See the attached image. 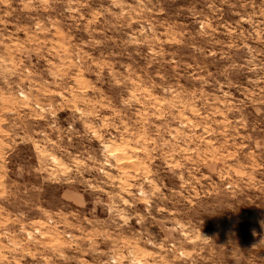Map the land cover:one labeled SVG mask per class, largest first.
Instances as JSON below:
<instances>
[{
  "label": "rangeland",
  "instance_id": "374dc122",
  "mask_svg": "<svg viewBox=\"0 0 264 264\" xmlns=\"http://www.w3.org/2000/svg\"><path fill=\"white\" fill-rule=\"evenodd\" d=\"M0 264H264V0H0Z\"/></svg>",
  "mask_w": 264,
  "mask_h": 264
}]
</instances>
